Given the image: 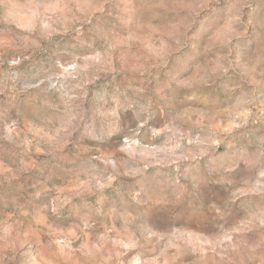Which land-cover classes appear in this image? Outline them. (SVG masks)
Wrapping results in <instances>:
<instances>
[{"label":"rangeland","instance_id":"374dc122","mask_svg":"<svg viewBox=\"0 0 264 264\" xmlns=\"http://www.w3.org/2000/svg\"><path fill=\"white\" fill-rule=\"evenodd\" d=\"M0 264H264V0H0Z\"/></svg>","mask_w":264,"mask_h":264}]
</instances>
